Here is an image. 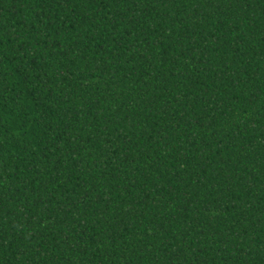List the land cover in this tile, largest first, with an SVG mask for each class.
<instances>
[{
    "label": "trees",
    "instance_id": "16d2710c",
    "mask_svg": "<svg viewBox=\"0 0 264 264\" xmlns=\"http://www.w3.org/2000/svg\"><path fill=\"white\" fill-rule=\"evenodd\" d=\"M0 264H264V0H0Z\"/></svg>",
    "mask_w": 264,
    "mask_h": 264
}]
</instances>
